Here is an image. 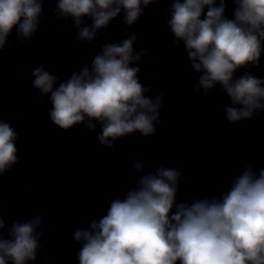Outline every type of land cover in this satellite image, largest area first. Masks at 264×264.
I'll use <instances>...</instances> for the list:
<instances>
[{
	"label": "clouds",
	"instance_id": "clouds-1",
	"mask_svg": "<svg viewBox=\"0 0 264 264\" xmlns=\"http://www.w3.org/2000/svg\"><path fill=\"white\" fill-rule=\"evenodd\" d=\"M152 5H163L160 16L173 46H183L199 74L191 83L193 94L226 95L229 103L221 111L233 126L264 118V75L253 70L264 58V0H0V54L13 33L19 45L30 48L49 14L61 28L74 29V43L86 47L107 37L118 17L130 29L146 12L152 16ZM137 43L136 32H122L66 80L43 63L35 65L31 107L50 103L49 123L65 132L76 125L90 132L99 128L97 140L109 150L136 133L155 137L165 95H146L154 89L140 82L141 66L156 58L146 48L136 50ZM58 55L67 60L63 49ZM19 74L28 76V68ZM151 75L159 78L158 70ZM19 139L12 123L0 118V178L21 162ZM82 162L87 163L86 146ZM130 167L134 184L114 194L104 214L82 218L83 226L74 229L77 264H264V167L228 161L233 174L226 186L188 200L177 199L187 185L182 168L160 163L153 170L140 155ZM14 211L0 205V264H37L41 241L53 225L42 213L9 223L6 214ZM41 264L52 262L45 257Z\"/></svg>",
	"mask_w": 264,
	"mask_h": 264
},
{
	"label": "water",
	"instance_id": "water-1",
	"mask_svg": "<svg viewBox=\"0 0 264 264\" xmlns=\"http://www.w3.org/2000/svg\"><path fill=\"white\" fill-rule=\"evenodd\" d=\"M14 34L9 38L10 40V47L3 52L2 54H0V89H1V85L3 82V78H4V74H5V70H6V66H7V62H8V58H9V54H10V50H11V46H12V42H13V38H14Z\"/></svg>",
	"mask_w": 264,
	"mask_h": 264
}]
</instances>
